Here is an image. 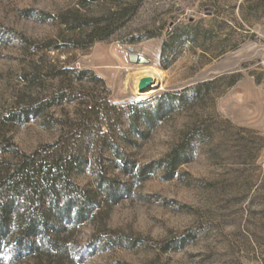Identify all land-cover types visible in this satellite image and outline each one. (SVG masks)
<instances>
[{
  "label": "rangeland",
  "instance_id": "374dc122",
  "mask_svg": "<svg viewBox=\"0 0 264 264\" xmlns=\"http://www.w3.org/2000/svg\"><path fill=\"white\" fill-rule=\"evenodd\" d=\"M126 9L115 35L77 47ZM142 66L166 81L141 100L134 74ZM106 103L118 113L103 133L114 126L135 168H151L126 176L104 154L108 175L132 193L101 204L68 242L73 250L114 237L124 244L75 264H264V0H0V150L3 134L25 154L53 145ZM140 108H157L151 126ZM177 149L188 162L167 175L156 163ZM90 163L88 155L72 180L93 190Z\"/></svg>",
  "mask_w": 264,
  "mask_h": 264
},
{
  "label": "trees",
  "instance_id": "16d2710c",
  "mask_svg": "<svg viewBox=\"0 0 264 264\" xmlns=\"http://www.w3.org/2000/svg\"><path fill=\"white\" fill-rule=\"evenodd\" d=\"M126 11L109 13L103 23L96 24L79 40L84 44L79 42L77 47L87 48L97 41L111 38L124 26ZM80 74H86V71ZM105 106L99 104L92 107L83 117L81 129L71 128L58 142L32 154L21 153L6 135L1 136L4 149L0 150V154H13L16 159L11 162L2 158L0 162V263L18 264L29 258L58 262L68 257L67 261L75 264L83 255L91 256L105 247L124 244L123 238L114 237L107 241L94 240L83 248L73 250L68 242L77 227L98 217L101 204L117 203L123 196L128 197L132 193L129 184L108 175L103 163L106 152L117 160L113 166L123 175L142 176L151 168V165L140 170L135 168L120 149V137L114 126L111 125L108 132L103 133L104 123L111 117L110 111L118 113L115 106L109 103ZM138 111L144 115L146 124L151 126L149 115L157 113V108H140ZM19 120L22 116L17 117ZM129 120L136 129L133 118ZM113 122L121 124L118 117ZM93 125L97 129L91 134ZM88 155L95 177L93 190L81 187L72 180L73 172L80 169V164ZM185 156L184 150L177 149L165 161L156 164L166 169L167 175H172L188 162ZM100 198L103 200L100 201Z\"/></svg>",
  "mask_w": 264,
  "mask_h": 264
},
{
  "label": "bare ground",
  "instance_id": "6f19581e",
  "mask_svg": "<svg viewBox=\"0 0 264 264\" xmlns=\"http://www.w3.org/2000/svg\"><path fill=\"white\" fill-rule=\"evenodd\" d=\"M134 61L137 60L136 57L132 58ZM139 63V61H138ZM135 78H134V91L135 94L138 96V99H144L147 98L150 94L154 93L155 90L150 92V90H146L144 92H141L140 82L145 77H151L153 79V83L155 87L162 88L164 86V83L166 81V74L161 69L154 67V66H142L138 68L135 72ZM151 87V86H150ZM145 105H150L152 101H142Z\"/></svg>",
  "mask_w": 264,
  "mask_h": 264
},
{
  "label": "water",
  "instance_id": "95a60500",
  "mask_svg": "<svg viewBox=\"0 0 264 264\" xmlns=\"http://www.w3.org/2000/svg\"><path fill=\"white\" fill-rule=\"evenodd\" d=\"M152 83H153V79L151 77H145V78H143L141 80V82H140V87H139L140 91L141 92L146 91L147 89L150 88V86L152 85Z\"/></svg>",
  "mask_w": 264,
  "mask_h": 264
}]
</instances>
